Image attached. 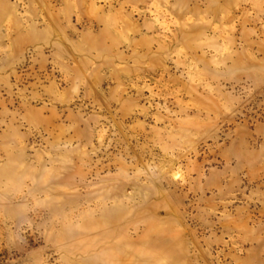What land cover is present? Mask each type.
I'll return each mask as SVG.
<instances>
[{"label":"rangeland","instance_id":"obj_1","mask_svg":"<svg viewBox=\"0 0 264 264\" xmlns=\"http://www.w3.org/2000/svg\"><path fill=\"white\" fill-rule=\"evenodd\" d=\"M0 264H264V0H0Z\"/></svg>","mask_w":264,"mask_h":264}]
</instances>
